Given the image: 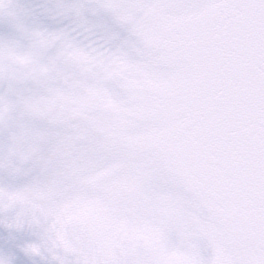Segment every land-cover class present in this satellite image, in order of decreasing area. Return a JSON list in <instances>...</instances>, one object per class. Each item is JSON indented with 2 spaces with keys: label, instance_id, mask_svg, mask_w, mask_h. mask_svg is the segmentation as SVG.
I'll return each mask as SVG.
<instances>
[{
  "label": "snow or ice",
  "instance_id": "snow-or-ice-1",
  "mask_svg": "<svg viewBox=\"0 0 264 264\" xmlns=\"http://www.w3.org/2000/svg\"><path fill=\"white\" fill-rule=\"evenodd\" d=\"M91 2L131 51L0 50V79L48 85L25 105L65 129L47 156L53 137L21 129L0 162L43 177L0 187L7 227L39 238L22 251L56 264H264V0ZM12 107L0 98V124Z\"/></svg>",
  "mask_w": 264,
  "mask_h": 264
},
{
  "label": "water",
  "instance_id": "water-1",
  "mask_svg": "<svg viewBox=\"0 0 264 264\" xmlns=\"http://www.w3.org/2000/svg\"><path fill=\"white\" fill-rule=\"evenodd\" d=\"M42 36H59L61 39L53 48L45 49L39 43ZM133 40L129 31L109 13L95 11L91 0H0V50L11 48L47 57L62 43L70 41L89 50L115 51L123 48L131 51ZM47 87L44 83L23 77L0 79V98L13 105L6 122L0 124V162L6 148L13 146V135L21 129L47 131L53 137L40 146L43 156L50 154L56 134H65V129L37 118L25 105V101L44 95ZM13 163L22 169V174L13 176L0 168V187H21L43 178L32 162ZM14 215V212L0 213V257H7L11 264H56L48 253L43 256L24 254L23 246L38 242L39 238L27 228L23 231L9 229L7 225ZM199 247L203 258L210 257L211 250L205 243L201 242Z\"/></svg>",
  "mask_w": 264,
  "mask_h": 264
}]
</instances>
